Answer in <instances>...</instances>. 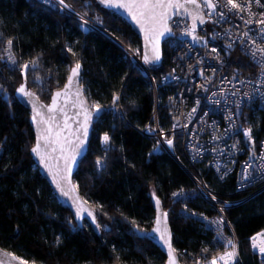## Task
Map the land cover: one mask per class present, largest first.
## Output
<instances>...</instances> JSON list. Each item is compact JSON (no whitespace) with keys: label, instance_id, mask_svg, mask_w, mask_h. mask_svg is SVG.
Returning a JSON list of instances; mask_svg holds the SVG:
<instances>
[{"label":"trees","instance_id":"1","mask_svg":"<svg viewBox=\"0 0 264 264\" xmlns=\"http://www.w3.org/2000/svg\"><path fill=\"white\" fill-rule=\"evenodd\" d=\"M67 1L88 17L101 18L112 35L141 58L140 39L121 17L95 0ZM9 39L13 40L16 63L38 59L37 65L27 70L26 87L39 99L47 102L78 61L89 105L102 106L92 124L87 154L74 176L81 195L94 206L101 227L95 231L87 223L78 226L40 175L30 155L34 133L29 111L16 96V89L25 83L24 76L19 65L7 68L1 63L2 248L37 264H164L165 255L145 236L154 219V192L168 214L173 246L183 264L206 261L224 250L204 219L216 215V209L195 191L194 182L177 159L165 150L153 152L156 138L141 131L152 128L154 111L159 128L168 127V87L157 86L155 96L148 77L138 66L131 67L116 42L85 28L73 15L34 0H0V53L2 43ZM169 49L166 40L162 63L147 65L155 82L168 66ZM114 95L119 96L123 117L107 109ZM250 122L256 141L264 132V110L254 109ZM105 133L110 137L107 149L100 145ZM174 150L181 158L177 141ZM97 159L105 161L100 169ZM200 170L219 199H241L223 210L238 240L242 264H255L249 237L264 229V187L252 195L235 192L233 178L219 182L204 165Z\"/></svg>","mask_w":264,"mask_h":264},{"label":"built area","instance_id":"2","mask_svg":"<svg viewBox=\"0 0 264 264\" xmlns=\"http://www.w3.org/2000/svg\"><path fill=\"white\" fill-rule=\"evenodd\" d=\"M34 1L60 12L73 14L69 8L64 9L59 0ZM198 1L207 18L206 22L192 31L184 18L174 17L170 20L173 35L168 39V66L157 82L137 53L112 35L101 19L75 18L85 28L98 31L116 42L127 56L131 67L138 66L148 77L155 96L157 86L170 89L166 98L168 127L159 128L154 111L152 128L147 126L141 131L156 138L153 152L164 149L186 170L194 182L195 191L216 209V215L204 218L207 224L214 229L216 238L217 232L221 231L224 239L233 240L238 251V240L224 210L221 212L220 209L241 199H219L201 175L200 165L210 170L219 182L233 178L235 192H248L247 195H252L264 187V132L256 141L253 131L251 141L243 134L244 129H252L250 113L254 109L264 110V56L259 51L255 56L252 55L253 48H264V33L255 22L264 12V0H259V3L251 0L250 9L245 7L247 0H236L243 10L234 9L231 12L225 7L226 0H219L210 17V9L203 6V0ZM221 12L224 13L223 18L219 15ZM247 20H252L253 23H245ZM84 21L88 23L85 25ZM245 32L248 33L247 36L244 35ZM193 37L202 39L196 40ZM213 48L216 52L212 51ZM10 54L14 57L7 46L0 53V61L8 68H14L16 60L13 64L9 59ZM107 109L124 116L120 100L115 105L111 102ZM103 136L100 145L107 149L110 143H103ZM168 140H172L171 146L168 145ZM176 141L181 158L174 150ZM104 165L105 161L102 159L97 168ZM189 167L194 168V173ZM220 217L224 219L222 227L210 224ZM262 232L264 229L249 237L250 250L256 256L255 264H264V256L259 253L258 247H252L251 238ZM262 239L264 237H257V245ZM222 244L224 245L223 242ZM226 250L233 249L225 247L219 253ZM219 253L213 257L219 256ZM236 264H242L239 253Z\"/></svg>","mask_w":264,"mask_h":264},{"label":"water","instance_id":"3","mask_svg":"<svg viewBox=\"0 0 264 264\" xmlns=\"http://www.w3.org/2000/svg\"><path fill=\"white\" fill-rule=\"evenodd\" d=\"M95 1L101 8H103L105 10H109V11L113 12L114 14L118 15L119 17H121L125 22L128 23V25L131 27V29L136 33V35L140 39L141 60L144 63H145V61H144L145 55L152 57V56L156 55L157 53L159 54V56H160L159 61H154L151 63H145L146 65H160L162 63V61H163V43H164V41L168 40L173 35V31H172L170 24H169L171 19H173L174 17L184 18L185 20H187L189 27L191 29L193 28V23H194L193 16H196L198 12L204 16L205 22L207 20V18L205 16L204 12L202 11L201 7L197 10L196 5L189 3V4L185 5V7L188 10L187 12H185L184 9H179V10L169 9L168 15H169L170 19H168L166 22H164V21L158 22L155 25V31H144L141 29V26L139 24H137L131 18V15L127 12L126 9H118L115 7H106L103 4H101L99 2V0H95ZM197 3L200 4V2L198 0H197ZM198 25H201V23H200L199 19H196L195 20V28ZM146 27H147V25H146ZM166 27L171 29V31L166 32L162 36L159 35L160 32H164ZM74 66H72V67H74ZM70 69H69V72L67 74L65 82L63 83V85L60 88H58L52 92L48 102H44L41 99H39V97L37 96V94L35 92L34 93L36 95L34 97H31V98L22 97L20 94L17 93V91H16V96H17L18 100L29 111V123H30V126L33 130V133H34V143L31 146V148L36 144L38 132L43 130V129H46L48 127L47 124L40 123L41 118L43 117V119L47 120L48 117H50V116L56 117L55 121L52 122L53 135L51 137V140L53 142L49 144L47 149H44V141L41 140L42 150L47 152L46 163H47L48 167H45V165L40 162V158L37 157L35 154H33L31 152V148H30L31 158L34 161L35 165L37 166L40 175L49 184L57 202L61 206H63L64 208L69 210V212L72 215L75 223L78 226H83L85 223H87L91 229L96 231L97 230L96 226L92 223L91 219L89 217H87L86 214H85L84 219H82V220H77V218L75 216L76 207H78V206L83 207L84 209H89V210L93 211L96 215V210H95L94 206L81 195L79 189L77 188L75 180H74V176H75V174L79 168L80 161L87 154L88 146H89V142H90V138H91V134H92V124H93V121H94L95 116H96L95 111L92 109V107L89 105V103L86 99V96H85L84 91H83V87L81 85V69H80V73H79L78 83L74 81L73 84L68 89V95L67 96L61 95L58 98L57 109L62 107L64 109V112L63 113H61L59 111L49 112V110H48V106H50L51 102H52L53 94L56 93L57 91H62L64 89V85L66 83H68V76L70 75ZM77 88H79V90L81 92V95L79 97L76 95ZM81 100L84 102L83 105H81V103H80ZM29 101L35 102L36 111L38 113H40V115L36 116V122H33V119H32L33 115L35 114L33 112V103L29 102ZM85 108L89 112L92 113V116H91V119L89 120L88 125H87L88 132H87L86 143L84 146V151L81 155H79L77 157V160L75 163H72L71 161L66 162L65 157L70 155V149L73 148L75 146V144L79 143V140L77 139V137H79V139H85L84 134H83L84 130L82 127H80V125L84 123V110H85ZM65 114L68 117L67 123L70 125V128L63 129V132L61 133V144H56L55 143V140H56L55 133L57 131H60L61 128H63L64 121H65ZM77 129H79V131H77ZM64 137H67V140L72 142L71 145H69L68 143H66L64 141V139H63ZM61 145H63V147H64L63 152H61V150H60ZM52 148H56V151H52ZM69 168H70V171H68ZM54 177H55V180H54ZM62 177H64L65 179H61ZM57 181L60 182L61 186L64 187L65 190L75 189V191H71L69 196H67V197L62 196L60 194V192L58 191V189L56 188V182ZM153 193L154 192L151 193V202H152L153 209H154V219H153L152 226L149 228V230H147V232L145 233V236L148 240H150L153 244H155L161 250V252L165 255L164 264H168V250H167L166 246L163 245V242L159 240L160 233H153V229L156 227H159L161 229V232H163L165 229H167V231L171 237L172 248L175 250L176 264H182L179 260L178 253L173 246L172 231H171V227L169 224L168 214L166 217H164L163 215H160V223L159 224L156 223L158 214L167 213V212L163 208V205H162V202H161L159 196L156 193H154V194ZM76 197H79V199L76 200V202L74 204L73 201ZM157 199L160 201L159 209L157 208V205H156ZM96 219H97V217H96ZM9 253L11 255H8ZM13 256L19 257L15 253H12L9 250L2 248L0 246V260H2L4 262V264H20V261H25L21 258H20V261L13 260L12 259ZM27 262H28V264H37V263L29 262V261H27Z\"/></svg>","mask_w":264,"mask_h":264},{"label":"snow or ice","instance_id":"4","mask_svg":"<svg viewBox=\"0 0 264 264\" xmlns=\"http://www.w3.org/2000/svg\"><path fill=\"white\" fill-rule=\"evenodd\" d=\"M99 2L106 7H115L118 9H126L127 12L131 15V18L137 24H139L141 26V29L144 31H155V25L158 22H160V21L166 22L168 19H170L169 15H168L169 9H176V10L184 9V11L187 12L188 10L185 7V5L189 4V3L196 5L197 10L201 7V5L197 3V0H99ZM218 2H219V0H203V6L210 9V12L208 13L209 17L211 16V13L216 10ZM256 2L259 3V0H256ZM59 4L63 8H69L70 7V5H67L65 3V0H59ZM250 4H251V0H247V4L245 5V7H248L250 9ZM225 7H228L229 12L233 11L234 9L243 10L241 5L236 3V0H226ZM219 15L223 18L224 13L221 12V13H219ZM196 19H199L201 24H203L205 22L204 16L198 12L196 16H193L194 23H193L192 31L195 30V20ZM81 20H83V17H81ZM255 22L261 26V32L264 33V12H262L260 14V19L256 20ZM83 23L86 25L88 22L84 21ZM245 23L251 24V23H253V21L247 20V21H245ZM146 25H147V27H146ZM170 31H171V29L166 27L164 32H160L159 35L162 36L166 32H170ZM244 35L247 36L248 33L245 32ZM193 39L200 40L202 38L201 37H193ZM252 43L255 44V41H253ZM12 44H13V40L9 39L7 41V45H8L9 49H11ZM230 46L231 45H229V47ZM68 50L71 51L70 48ZM212 51L216 52V49L213 48ZM257 51H259V53L262 56H264V48H258V47L253 48L252 49V55L255 56L257 54ZM9 59L12 61L13 64H15V59H14V57L11 56V54L9 55ZM159 59H160V56L158 53L152 57H149L147 55L144 56L145 63H151L154 61H159ZM37 63H38V59L32 60L30 62H26L21 66V72H22V75L24 76L25 83H22L16 89V91L22 97L31 98V97H34L36 95L34 92H32L26 88V80H27V70L30 67H35L37 65ZM80 69H81V64L77 61L75 66L70 69V75L68 76V83H66L64 85V89L62 91H57L56 93L53 94L51 105L48 106L49 112H54V111H59L61 113L64 112V109L62 107L57 109L58 98L61 95H64V96L68 95V89L73 84L74 81L78 83ZM35 79H36V81H39L40 77L37 76ZM0 91H3L2 85H0ZM76 95L78 97L81 95L79 88H77ZM118 100H119V96L114 95L113 100H112L113 104L115 105ZM29 102L33 103V112L35 114L33 115L32 119H33V122H36V116L40 115V113H38L36 111L35 102L34 101H29ZM80 103H81V105H83L84 102L81 100ZM95 111H96V114L98 115L102 111V106L99 104L95 105ZM193 112H195V109H193ZM189 115H191V113ZM91 116H92V113L89 112L85 108V110H84V123L80 125V127H82L84 130L83 134H84L85 139H79V137H77V139L79 140V143L75 144V146L70 149V155L65 157L66 162L71 161L72 163H75L77 160V157L83 153L84 146L86 143V138H87V132H88L87 125H88L89 120L91 119ZM55 119H56L55 116H50V117H48L47 120L43 119V117L41 118L40 123L47 124L48 127L46 129H43V130L38 132L36 144L31 148V152L40 158V162L43 163L45 165V167H48V165L46 163L47 152L42 150L41 140L44 141V149H47L49 144L53 142L51 140V137L53 135L52 122L55 121ZM67 120H68V117L65 114V121H64L63 128H61L60 131H57L55 133V136H56L55 143L56 144H61V133L63 132V129L70 128V125L67 123ZM77 131H79V129H77ZM251 132H252L251 128H247V129L243 130L244 136L249 141L252 140ZM63 139L66 143L71 145L72 142L68 141L67 137H64ZM109 141H110V137L107 133H105L103 136V143L108 144ZM167 143L169 146H171L172 140H168ZM60 150H61V152L64 151L63 145H61ZM52 151H56V148H52ZM97 165L98 166L101 165L100 159H97ZM68 171H70V168L68 169ZM61 179H65V178L62 177ZM54 180H55V177H54ZM56 188L58 189L60 194L62 196H65V197L69 196L71 191H75V189L65 190V188L62 187L60 182H58V181L56 182ZM173 195L176 196L178 194L173 193ZM78 199H79V197H76L74 199L73 203L75 204L76 200H78ZM213 199H214V197H213ZM156 205H157V208L159 209L160 201L158 199L156 200ZM220 211L223 212V208H221ZM85 214L87 215V217H89L91 219L92 223L96 226L97 229H99L101 227L100 224L97 222L96 215L93 211H91L89 209H84L83 207H80V206L76 207L75 216H76L77 220L84 219ZM160 215H163L164 217H166L167 213L158 214L157 220H156L157 224L160 223ZM210 224H216L218 226V228L222 227L224 225V219H223V217H220L216 221H211ZM137 230L139 231V229H137ZM153 233H160L159 240L163 242V245L166 246V248L168 250V264H176L175 250L172 248L171 237H170V234L168 233L167 229H165L163 232H161V229L159 227H156L153 229ZM257 237H264V232L258 233L257 236H254L251 238L253 241L252 247L254 249H256L258 247L259 253L262 256H264V239L260 240L259 245H257ZM217 239L221 240L224 243L226 248H231L233 250L232 251H225L223 254H220L218 257H213V259L209 262V264H217L218 260L223 262V264H236L238 251H237V245L234 243V241L231 239H224L223 233L221 231L217 232ZM57 243H59V239H57ZM204 251H207V249H205ZM8 255H11V254L9 253ZM12 259L20 261V257L13 256ZM0 264H4V262L2 260H0ZM20 264H28V262L27 261H20ZM197 264H199V262H197Z\"/></svg>","mask_w":264,"mask_h":264},{"label":"rangeland","instance_id":"5","mask_svg":"<svg viewBox=\"0 0 264 264\" xmlns=\"http://www.w3.org/2000/svg\"><path fill=\"white\" fill-rule=\"evenodd\" d=\"M65 3L67 4V5H70V7H69V9L73 12V16L75 17V16H78L79 18H81V17H86V18H89L90 19V17H88L85 13H83L80 9H78V8H76L71 2H69V1H67V0H65ZM64 9H66V8H64ZM68 9V8H67ZM91 19H93V18H91ZM97 19H101V18H97ZM101 21H102V23H103V25L105 26V23H104V21L101 19ZM125 45V44H124ZM8 45H7V42H4V43H2V47H4V49L7 47ZM125 46H127V45H125ZM128 47V46H127ZM128 48H130V47H128ZM133 50V49H132ZM0 64H1V61H0ZM24 63H20V64H18V63H16V65H19L20 66V68H18V70L19 71H21V66L23 65ZM7 68H8V66H6ZM0 85H2L3 86V84H2V82L0 81ZM37 90H41L40 88H38V87H35ZM4 89V88H3ZM1 92V91H0ZM48 101H49V99H48ZM47 101V102H48ZM92 109L95 111V106H92ZM98 115L96 114V116H95V118L97 117ZM151 132H153V131H151ZM164 150V149H163ZM226 251H228V250H226ZM220 254H223V253H219V255ZM179 256V255H178ZM218 256V255H217ZM216 256V257H217ZM189 259H191V260H194V258L193 257H189ZM213 258H211L210 260L209 259H207L206 261L204 260V261H198V259H196V261L197 262H199V264H209V262L212 260ZM181 262V261H180ZM197 262L195 263V264H197ZM182 263V262H181ZM183 264V263H182ZM217 264H223V262H221V261H217Z\"/></svg>","mask_w":264,"mask_h":264},{"label":"bare ground","instance_id":"6","mask_svg":"<svg viewBox=\"0 0 264 264\" xmlns=\"http://www.w3.org/2000/svg\"><path fill=\"white\" fill-rule=\"evenodd\" d=\"M95 113H96V111H95Z\"/></svg>","mask_w":264,"mask_h":264}]
</instances>
